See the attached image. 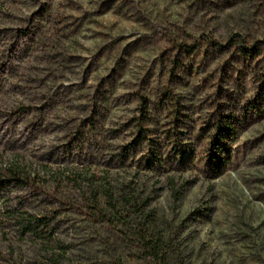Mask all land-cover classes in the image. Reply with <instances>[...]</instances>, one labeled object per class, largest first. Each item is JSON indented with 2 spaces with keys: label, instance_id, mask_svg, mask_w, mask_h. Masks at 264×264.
<instances>
[{
  "label": "rangeland",
  "instance_id": "obj_1",
  "mask_svg": "<svg viewBox=\"0 0 264 264\" xmlns=\"http://www.w3.org/2000/svg\"><path fill=\"white\" fill-rule=\"evenodd\" d=\"M0 173V264H264V0H0Z\"/></svg>",
  "mask_w": 264,
  "mask_h": 264
},
{
  "label": "trees",
  "instance_id": "obj_2",
  "mask_svg": "<svg viewBox=\"0 0 264 264\" xmlns=\"http://www.w3.org/2000/svg\"><path fill=\"white\" fill-rule=\"evenodd\" d=\"M208 44H210L213 48L223 51V47L218 45L216 42L209 40ZM258 44L251 45L250 47H246L244 45L235 47L236 51L239 56H241L242 59L245 60V58H257L260 56V49L257 46ZM178 48H183V46L178 45ZM229 46V45H228ZM231 46V45H230ZM184 52L189 53L187 50ZM253 110L255 107L252 106ZM141 131H139V134ZM233 128H232V121L227 120V121H222L220 119H217L216 122L214 123V129L213 133L210 137V141L207 147V150L204 152L202 155L201 161L199 164H203L206 166V174H208L210 177L215 178L219 176L226 164V158L227 157H222V154L227 153V146L226 142L231 141L233 138ZM174 136V135H173ZM169 142H171L172 139V133L167 135ZM176 140V139H175ZM174 140V146H173V151L175 152V155L173 157L174 161H177L180 157V151L177 148L178 147V141ZM154 158V163H157L158 157L157 154L153 156ZM148 163V162H147ZM148 165V164H147ZM10 171V177L11 181H14L16 183H24V179L21 178V175L18 173L16 170H9ZM8 178V177H6ZM6 178L4 175L0 173V183H3L6 181ZM28 226L27 230L32 231L35 233L37 236V228L39 225H44L45 223L43 222V219L40 218H35L34 220L28 221ZM150 253L149 255L154 261V264H163L161 258H159V254L157 250L153 246H150ZM61 254V253H60ZM156 261V262H155ZM50 264H60L59 262V257L50 260Z\"/></svg>",
  "mask_w": 264,
  "mask_h": 264
}]
</instances>
